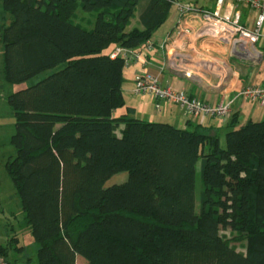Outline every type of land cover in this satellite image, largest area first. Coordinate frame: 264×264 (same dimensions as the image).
<instances>
[{
  "label": "trees",
  "instance_id": "1",
  "mask_svg": "<svg viewBox=\"0 0 264 264\" xmlns=\"http://www.w3.org/2000/svg\"><path fill=\"white\" fill-rule=\"evenodd\" d=\"M76 3L94 15L92 30L63 16ZM137 8L142 28L128 30ZM4 9L13 18L2 33L8 82L67 64L8 98L16 156L6 170L39 264H264V120L231 124L223 148L200 125L144 121L133 108L114 117L126 107V65L109 53L150 41L173 0H4ZM123 171L126 183L105 188ZM222 230L247 241V253ZM10 251L0 244L12 264Z\"/></svg>",
  "mask_w": 264,
  "mask_h": 264
},
{
  "label": "crops",
  "instance_id": "2",
  "mask_svg": "<svg viewBox=\"0 0 264 264\" xmlns=\"http://www.w3.org/2000/svg\"><path fill=\"white\" fill-rule=\"evenodd\" d=\"M190 1L198 2L201 5L200 1L195 0H187L185 2ZM208 2L213 3L212 0H203L204 4L201 6L207 7V5H209ZM241 15L242 23L251 26L254 19L253 13H251L247 7H242ZM12 19L13 18L10 13L4 9V0H0V167L6 173L7 163L16 156V149L11 144V138L15 133L16 120L14 110L10 106L8 98L11 94L24 89L25 87L24 84H11L7 81L5 74V45L3 42L2 33L3 29L10 25ZM174 27L175 17L174 24L170 32L166 35L165 39L173 31ZM153 38L150 40V42L155 43L156 45V48L153 51H148L145 49L144 46L148 41L135 49L142 52V60L132 64L130 67H127L129 75L127 74L126 78L124 73L123 93L126 101V107L123 108V113H120V115H118L119 109L116 110L114 112L115 118L125 115L127 108H133L135 110V118H137L139 114L145 117L156 116L159 119H162V121L176 123L180 129H192L200 125L209 134L219 135L220 139L227 134V132L231 129V124L233 123L240 126L251 120L256 122L264 120V105H260L258 101H253L243 95V91L249 87H261L264 85V69L262 66L264 63V58L259 65H245L238 59L226 56V49L221 45L214 44L216 46L213 47L211 45L205 44H199L198 46L195 45L196 47H194L193 51H206L209 55H211L212 60L219 63L221 62L222 66H224V69L220 70L214 67L215 70L217 69L215 75H208L207 71L204 73L199 71L197 74L195 73V75H192L191 78H189L186 75L172 69L168 65V53L158 47V45L165 39L161 40L160 38L154 40ZM261 42L262 41H260V43ZM114 48H112V50ZM186 50L187 49L179 50L178 53L183 55ZM198 67L202 68V66ZM144 72L158 76L161 84L164 86H171L177 91H184L190 97H199L204 102L209 104L217 105L224 102H231L232 117L228 121H220L214 118H208L204 120L192 118L186 116L183 110H181L178 106L169 102H162L160 109H156V111H154L152 106L156 101L153 98L152 99L154 101L148 97H141V100H136V98L138 99V96L134 94L135 79L138 74ZM192 77H195V79H192ZM126 94H130L132 97L129 98L128 96L127 98ZM118 129L119 133L117 135L121 136L124 125H120ZM14 196L15 200H17V196L19 197L15 186ZM17 202L21 206L20 198L17 200ZM10 207V201L8 199L7 201L3 200L0 194V222L2 219L1 214H7V212L10 211ZM9 227V223H0V244L5 243L6 241L4 237H1V234H4L2 231L3 228Z\"/></svg>",
  "mask_w": 264,
  "mask_h": 264
},
{
  "label": "built area",
  "instance_id": "3",
  "mask_svg": "<svg viewBox=\"0 0 264 264\" xmlns=\"http://www.w3.org/2000/svg\"><path fill=\"white\" fill-rule=\"evenodd\" d=\"M214 8L201 6L198 2L173 0L175 9V27L167 38L158 45L168 53V65L191 78L185 55L178 53L182 49H194L199 44L217 43L228 50L230 58L251 61L253 64L264 58L258 44L264 38V0H212ZM247 7L253 13L251 26L242 23L241 8ZM197 43H195V42ZM242 44L247 55L236 53V46ZM193 45V46H192ZM196 45V46H195ZM145 49L153 51L155 43L148 41ZM111 59L121 58L126 68L142 60V52L123 46L115 47L110 53ZM134 94L150 96L160 109L162 102L178 106L188 117L198 119L215 118L228 121L232 117L231 102L217 105L204 102L199 97H190L184 91H177L171 86H164L158 76L144 72L135 79ZM245 97L264 105V85L249 87L243 91ZM0 264L9 262L0 257Z\"/></svg>",
  "mask_w": 264,
  "mask_h": 264
},
{
  "label": "rangeland",
  "instance_id": "4",
  "mask_svg": "<svg viewBox=\"0 0 264 264\" xmlns=\"http://www.w3.org/2000/svg\"><path fill=\"white\" fill-rule=\"evenodd\" d=\"M187 1V0H182ZM194 1V0H193ZM200 1L201 5L204 4L203 0H195ZM209 5L207 7L209 9L214 8V3L208 2ZM74 6L72 4H69L67 7L63 6L62 8V14L64 17L72 19L76 24H79L83 28L87 30H92L94 28V15L85 13L82 11L80 6L76 3L75 10H73ZM141 9L137 8L136 10V16L133 18L131 25L129 26L128 30H132L133 28H141L142 25L139 20ZM174 17H175V9L171 10V13L166 20V22L163 24V26L157 31V33L154 35V40L160 39L164 40L166 35L170 32L173 24H174ZM264 33V31H263ZM210 42L209 45L216 46ZM260 46V47H259ZM259 48L264 53V38L262 39V42L259 44ZM211 48V47H210ZM186 50V52L183 53L187 59L185 61L187 62V67L189 71H194V73H198L199 71H202L203 73L207 71L208 75H215L217 72V69L223 70L224 66H222V63L212 60L211 55H209L206 51L198 50L193 51V49ZM226 53H229L228 50H225ZM226 56H229L227 54ZM241 63L246 64H253L251 61H245L241 60ZM67 64H62L54 69L47 70L34 78L30 79L28 82L23 83L25 85L24 89L34 86L37 83L45 80L52 74H55L61 70H63ZM198 66H202L198 67ZM263 69H264V63H263ZM261 66V67H262ZM198 67V68H197ZM216 67L217 69L215 70ZM125 78L128 74V69L125 68L124 70ZM129 75V74H128ZM215 79V77L213 76ZM192 79H195V77H192ZM22 90V89H21ZM127 98L129 96L132 97L130 94H126ZM141 97H148L149 99L153 100L150 96H138V99L141 100ZM143 100V98H142ZM154 101V100H153ZM130 102V101H129ZM152 109L156 111L157 109V103L155 102L152 106ZM123 108L118 110V115L120 113H123ZM139 119L148 121V122H156V123H167V124H173L175 127L180 128L176 123H168L165 121H162V119H159L156 116L153 117H145L143 115H138ZM215 119V118H214ZM220 120V119H217ZM182 126V125H180ZM116 133H119V129L116 130ZM221 146H226V135L221 138ZM129 179V173L127 171L120 172L118 174L113 175L106 183L105 188H109L114 185H120L123 183H126ZM0 183H1V198L5 201L7 199L11 203L10 211L7 212V214L3 215L1 214V222L9 223V228H3V235L1 234V237H4L6 241H8L11 244V251L9 254V260L12 264H39L38 257H37V250L38 246L34 243V241L31 238V234L29 229L26 226L24 213L22 212L20 204L17 202L19 197L17 196V200H15L14 196V185L8 176L6 172L3 171L0 167ZM203 190V182L201 179V160L198 162L196 167V210L199 213L200 212V202H201V194ZM11 212V213H10ZM5 226V225H4ZM221 235L227 239L231 246L234 247L238 252L247 253L248 251V242H236L234 241L235 235L232 234L230 231H221ZM237 237V236H236ZM77 264H87L86 259L82 257L77 258Z\"/></svg>",
  "mask_w": 264,
  "mask_h": 264
},
{
  "label": "water",
  "instance_id": "5",
  "mask_svg": "<svg viewBox=\"0 0 264 264\" xmlns=\"http://www.w3.org/2000/svg\"><path fill=\"white\" fill-rule=\"evenodd\" d=\"M236 53L239 55H247V53L245 51L242 50V44H238L236 46ZM263 59L258 60L257 62H255V65H259L262 62Z\"/></svg>",
  "mask_w": 264,
  "mask_h": 264
}]
</instances>
